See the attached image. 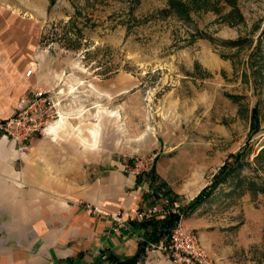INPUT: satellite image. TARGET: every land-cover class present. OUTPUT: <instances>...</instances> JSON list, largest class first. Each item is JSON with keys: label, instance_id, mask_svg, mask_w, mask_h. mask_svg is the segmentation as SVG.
Listing matches in <instances>:
<instances>
[{"label": "rangeland", "instance_id": "rangeland-1", "mask_svg": "<svg viewBox=\"0 0 264 264\" xmlns=\"http://www.w3.org/2000/svg\"><path fill=\"white\" fill-rule=\"evenodd\" d=\"M169 1L0 0V53L32 69L13 110L45 90L54 143L155 160L181 206L242 150L182 223L215 264H264V0H180L185 16Z\"/></svg>", "mask_w": 264, "mask_h": 264}, {"label": "crops", "instance_id": "crops-1", "mask_svg": "<svg viewBox=\"0 0 264 264\" xmlns=\"http://www.w3.org/2000/svg\"><path fill=\"white\" fill-rule=\"evenodd\" d=\"M26 71L25 57L0 53V118L30 86ZM58 129L24 151L0 137V264H112L109 254L134 255L144 238L140 213L160 197L113 158L99 160L96 147L87 155L79 143L57 145ZM136 264L172 262L147 247Z\"/></svg>", "mask_w": 264, "mask_h": 264}, {"label": "built area", "instance_id": "built-area-1", "mask_svg": "<svg viewBox=\"0 0 264 264\" xmlns=\"http://www.w3.org/2000/svg\"><path fill=\"white\" fill-rule=\"evenodd\" d=\"M30 73L32 69L27 68L25 76ZM52 104L45 90L32 89L9 116L0 119V137L20 151L26 150L32 138L49 135L47 126L54 118V114L50 112ZM149 167L150 164L146 160L135 158L131 164H123L121 169L136 175L149 171ZM86 207L91 206L86 204ZM180 207L176 200L169 201L160 197L140 213L141 219L164 216L169 211L179 214L178 221L170 227L166 235L157 242L149 243L148 251L158 249L164 252L172 264H215L213 259L205 254L195 233L182 223ZM116 219L121 222L120 217Z\"/></svg>", "mask_w": 264, "mask_h": 264}, {"label": "trees", "instance_id": "trees-1", "mask_svg": "<svg viewBox=\"0 0 264 264\" xmlns=\"http://www.w3.org/2000/svg\"><path fill=\"white\" fill-rule=\"evenodd\" d=\"M169 5L180 13V16L187 15V8L180 0H170ZM243 153L244 152L242 150H239V152L231 154L229 156L231 159L227 158L224 161L220 170L210 180V184L202 188L188 205L180 207V213L187 214L192 211L196 205L207 199L213 189L216 188L220 182L225 181L228 176L237 172L243 164ZM154 161L149 167V171L142 174H136L135 182L138 183L141 180H146L151 187L150 195H153L154 197H158L159 195L167 196L170 201H173V199L168 195L170 193L169 188H166L164 183L157 182V176L154 170ZM178 219L179 214L171 211L167 212L163 217L151 216V218L148 219H141L136 223L143 226L144 238L137 243L138 246L135 254L122 259L109 254L107 255L108 260L111 261L112 264H136L142 253L149 246V243L157 242L162 236L166 235V233L170 230V227L176 223Z\"/></svg>", "mask_w": 264, "mask_h": 264}, {"label": "bare ground", "instance_id": "bare-ground-1", "mask_svg": "<svg viewBox=\"0 0 264 264\" xmlns=\"http://www.w3.org/2000/svg\"><path fill=\"white\" fill-rule=\"evenodd\" d=\"M60 123V117L58 118V120H55L54 122H51L48 124L47 126V133L51 134L52 133V129H54L58 124ZM96 131H91V135L95 138L96 137Z\"/></svg>", "mask_w": 264, "mask_h": 264}]
</instances>
